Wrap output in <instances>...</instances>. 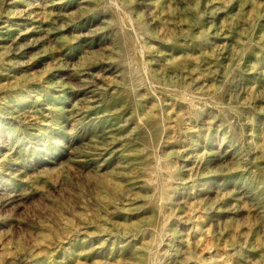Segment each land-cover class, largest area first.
<instances>
[{"label": "rangeland", "instance_id": "1", "mask_svg": "<svg viewBox=\"0 0 264 264\" xmlns=\"http://www.w3.org/2000/svg\"><path fill=\"white\" fill-rule=\"evenodd\" d=\"M183 1L0 0V264H264V0Z\"/></svg>", "mask_w": 264, "mask_h": 264}, {"label": "bare ground", "instance_id": "2", "mask_svg": "<svg viewBox=\"0 0 264 264\" xmlns=\"http://www.w3.org/2000/svg\"><path fill=\"white\" fill-rule=\"evenodd\" d=\"M38 1V0H37ZM183 1V0H182ZM184 1H186V0H184ZM183 1V2H184ZM253 1V0H252ZM27 2V1H26ZM33 2V1H32ZM234 2V1H233ZM241 2V1H240ZM36 3V2H35ZM172 3V2H171ZM222 3V2H221ZM224 3V2H223ZM260 3V2H259ZM232 4V3H231ZM214 5H216V4H214ZM248 5V4H247ZM258 5V4H257ZM256 5V6H257ZM224 7H226V6H224ZM239 7V6H238ZM246 7V6H245ZM35 8V7H34ZM40 8V7H39ZM76 8V7H75ZM192 10V9H191ZM190 10V11H191ZM197 10V9H196ZM33 11V10H32ZM55 11V10H54ZM60 11V10H59ZM240 11V10H239ZM242 11V10H241ZM259 11V10H258ZM66 12V11H65ZM26 13V12H25ZM240 13V12H239ZM59 14V13H58ZM64 17V16H63ZM26 18V17H25ZM127 18V17H126ZM128 20V19H127ZM32 21V20H31ZM262 21V20H261ZM53 22V21H52ZM191 22V21H190ZM256 22V21H255ZM264 22V21H263ZM26 23V22H25ZM91 23V22H90ZM22 24V23H21ZM33 24V23H32ZM81 24V23H80ZM253 24V23H252ZM35 25V24H34ZM78 25V24H77ZM93 25V24H92ZM254 26V25H253ZM46 27V26H45ZM51 27V26H50ZM248 27V26H247ZM255 27V26H254ZM38 28V27H37ZM257 28V27H256ZM26 29H27V27H26ZM67 29V28H66ZM194 29V28H193ZM232 29H233V27H232ZM238 29V28H237ZM249 29V28H248ZM88 30V29H87ZM68 31V30H67ZM72 31H74V30H72ZM78 31V30H77ZM192 31V30H191ZM248 31V30H247ZM10 32V31H9ZM84 32V31H83ZM190 32V31H189ZM238 32V31H237ZM78 33V32H77ZM49 34V33H48ZM86 34V33H85ZM188 34H190V33H188ZM192 34H193V32H192ZM245 34V33H244ZM82 35V34H81ZM235 35H236V33H235ZM22 36V35H21ZM86 36V35H85ZM186 36V35H185ZM250 36V35H249ZM254 36V35H253ZM28 37V36H27ZM77 37V36H76ZM129 37H131V36H129ZM189 37V36H188ZM193 37V36H192ZM195 37V36H194ZM239 37V36H238ZM80 38V37H79ZM83 38H85L84 36H83ZM237 38V37H236ZM76 39V38H75ZM132 39V38H131ZM184 39H185V37H184ZM194 39V38H193ZM247 39V38H246ZM6 40V39H5ZM52 40V39H51ZM78 40V39H77ZM187 40V39H186ZM201 40V39H200ZM233 40V39H232ZM195 41V40H194ZM239 41V40H238ZM129 42V41H128ZM55 43V42H54ZM134 44V43H133ZM138 44V43H137ZM192 44V43H191ZM196 44V43H195ZM139 45V44H138ZM158 45V44H157ZM63 46V45H62ZM99 46V45H98ZM137 46V45H136ZM193 46V45H192ZM195 46V45H194ZM130 47V46H129ZM134 47H135V45H134ZM170 47V46H169ZM132 48V47H131ZM62 49V48H61ZM249 49H251V48H249ZM66 51V50H65ZM139 50H137V52H138ZM142 51V50H141ZM194 51V50H193ZM199 51V50H198ZM241 51V50H240ZM243 51H245V50H243ZM239 52V51H238ZM237 52V53H238ZM259 52V51H258ZM139 54V53H138ZM197 54V53H196ZM218 55H219V53H218ZM217 55V56H218ZM61 56H63V55H61ZM140 56V55H139ZM226 56V55H225ZM220 57V56H219ZM240 57V56H239ZM226 58V57H225ZM241 58V57H240ZM202 59V58H201ZM206 59V58H205ZM224 59V58H223ZM232 59V58H231ZM239 59V58H238ZM69 60V59H68ZM143 60V59H142ZM228 60V59H227ZM207 61H208V59H207ZM236 61V60H235ZM141 62V61H140ZM232 62V61H231ZM200 63V62H199ZM221 63V62H220ZM223 63V62H222ZM208 64V63H207ZM247 64V63H246ZM204 65V64H203ZM214 66V65H213ZM235 67H237V66H235ZM141 68V67H140ZM168 68V67H167ZM198 68H200V67H198ZM146 69V68H145ZM205 69H206V67H205ZM188 70V69H187ZM210 70V69H209ZM234 70V69H233ZM3 71V70H2ZM144 71V70H143ZM221 71H222V69H221ZM245 71V70H244ZM9 73V72H8ZM221 74V73H220ZM5 75V74H4ZM167 75V74H166ZM8 76V75H7ZM12 76V75H11ZM174 76V75H173ZM7 78V77H6ZM9 78V77H8ZM228 79V78H227ZM230 79V78H229ZM150 80V79H149ZM86 82H88V81H86ZM151 82V81H150ZM230 83V82H229ZM226 84V83H225ZM96 85V84H95ZM153 85V84H152ZM155 85V84H154ZM227 85V84H226ZM94 86V85H93ZM156 87V86H155ZM84 88V87H83ZM60 90V89H59ZM62 90V89H61ZM65 90V89H64ZM81 90V89H80ZM84 90V89H83ZM82 91V90H81ZM89 91V90H88ZM122 92V91H121ZM57 93V92H56ZM90 93H92V92H90ZM96 93V92H95ZM99 93V92H98ZM112 93H113V91H112ZM173 93V92H172ZM83 94V93H82ZM179 94V93H178ZM84 96V95H83ZM118 96V95H117ZM100 97V96H99ZM119 97V96H118ZM131 97V96H130ZM130 97L128 98V99H130ZM92 98H93V96H92ZM194 98H196V97H194ZM49 99V98H48ZM95 100V99H94ZM113 100V99H112ZM198 100H199V98H198ZM90 101V100H89ZM108 101V100H107ZM106 101V102H107ZM200 101H201V99H200ZM213 101V100H212ZM91 102V101H90ZM105 102V103H106ZM196 102V101H195ZM198 102V101H197ZM92 104V103H91ZM197 104V103H196ZM49 105V104H48ZM101 105V104H100ZM110 105V104H109ZM194 105V104H193ZM198 105V104H197ZM209 105V104H208ZM106 106V105H105ZM196 106V105H195ZM212 106V105H211ZM213 106H215V105H213ZM4 107V106H3ZM2 107V108H3ZM128 108H130V107H128ZM127 108V109H128ZM123 110V109H122ZM134 110V109H133ZM193 110V109H192ZM1 111V110H0ZM128 111V110H127ZM132 111V110H131ZM8 112V111H7ZM98 113V112H97ZM100 115V114H99ZM2 116V115H1ZM13 116V115H12ZM213 116V115H212ZM6 117V116H5ZM101 117V116H100ZM153 117V116H152ZM20 118V117H19ZM23 118V117H22ZM87 118V117H86ZM107 118V117H106ZM55 119V118H54ZM93 119V118H92ZM214 119V118H213ZM89 120V119H88ZM52 121V120H51ZM92 121V120H91ZM97 121V120H96ZM84 122V121H83ZM101 123V122H100ZM103 123V122H102ZM161 123V122H160ZM164 123V122H163ZM110 124V123H109ZM49 125V124H48ZM50 125H52V124H50ZM91 125V124H90ZM160 125V124H159ZM164 125V124H163ZM83 126V125H82ZM84 127V126H83ZM153 127V126H152ZM143 128V127H142ZM146 128V127H145ZM117 130V129H116ZM141 130V129H140ZM143 130V129H142ZM43 131V130H42ZM71 131V130H70ZM77 131V130H76ZM90 131V130H89ZM152 131V130H151ZM145 132V131H144ZM46 133V132H45ZM147 133H149V132H147ZM158 133H159V131H158ZM83 135V134H82ZM108 135V134H107ZM118 135V134H117ZM106 137V136H105ZM143 137V136H142ZM91 139V138H90ZM95 142V141H94ZM56 145V144H55ZM77 145V144H76ZM173 149V148H172ZM46 150V149H45ZM103 151H104V149H103ZM45 153V152H44ZM107 153V152H106ZM101 155V154H100ZM99 155V156H100ZM159 155V154H158ZM153 156V155H152ZM166 159V158H165ZM139 160V159H138ZM137 160V161H138ZM141 162V161H140ZM39 163V162H38ZM162 163V162H161ZM53 164V163H52ZM140 164V163H139ZM149 164V163H148ZM262 164V163H261ZM141 165V164H140ZM145 165V164H144ZM159 165V164H158ZM46 166V165H45ZM53 166V165H52ZM153 167V166H152ZM151 167V168H152ZM7 171V170H6ZM10 175V174H9ZM157 184V183H156ZM160 184V183H159ZM155 185V184H154ZM157 186V185H156ZM133 188V187H132ZM154 188V187H153ZM159 191V190H158ZM162 191H163V189H162ZM160 192V191H159ZM120 194V193H119ZM160 194H162V193H160ZM123 196V195H122ZM160 196V195H159ZM150 198V197H149ZM154 198V197H153ZM157 198H158V196H157ZM185 199V198H184ZM117 200V199H116ZM148 200V199H147ZM152 201V200H151ZM187 201V200H186ZM151 203V202H150ZM131 206V205H130ZM140 206V205H139ZM143 208V207H142ZM180 208V207H179ZM116 209H117V207H116ZM147 209V208H146ZM122 210V209H121ZM139 211V210H138ZM126 212H128V211H126ZM143 213V212H142ZM133 214V213H132ZM151 214V213H150ZM162 214V213H161ZM141 215V214H140ZM145 215V214H144ZM143 216V215H142ZM157 217H158V215H157ZM174 217V216H173ZM176 217V216H175ZM177 218H178V215H177ZM162 219V218H161ZM125 221V220H124ZM154 221V220H153ZM159 221H161V220H159ZM143 222V221H142ZM147 222V221H146ZM151 222V221H150ZM149 223V222H148ZM139 225V224H138ZM143 225V224H142ZM150 226V225H149ZM148 226V227H149ZM156 226V225H155ZM143 227V226H142ZM134 228V227H133ZM165 228V227H164ZM123 229V228H122ZM128 229V228H127ZM138 229V228H137ZM151 229V228H150ZM177 230V229H176ZM156 231V230H155ZM170 231V230H169ZM121 232H122V230H121ZM131 232V231H130ZM138 232V231H137ZM136 233V232H135ZM165 233V232H164ZM142 234V233H141ZM171 234V233H170ZM137 235V234H136ZM159 235V234H158ZM164 236V235H163ZM171 236V235H170ZM139 238V237H138ZM148 239V238H147ZM150 239V238H149ZM163 239H164V237H163ZM184 239V238H183ZM121 240V239H120ZM141 240V239H140ZM152 240V239H151ZM181 240V239H180ZM119 241V240H118ZM131 241V240H130ZM143 241V240H142ZM164 241V240H163ZM171 241H173V240H171ZM127 242V241H126ZM125 243V242H124ZM149 243V242H148ZM147 243V244H148ZM137 244V243H136ZM146 244V243H145ZM144 244V245H145ZM161 245V244H160ZM128 246V245H127ZM148 247V246H147ZM158 247V246H157ZM76 250V249H75ZM157 250V249H156ZM155 250V251H156ZM114 251V250H113ZM112 251V252H113ZM128 251V250H127ZM135 251V250H134ZM142 251V250H141ZM146 251V250H145ZM139 252V251H138ZM174 252V251H173ZM145 253V252H144ZM154 254V253H153ZM171 255V254H170ZM133 256V255H132ZM103 257V256H102ZM134 257V256H133ZM154 257V256H153ZM135 258V257H134ZM190 258V257H189ZM78 259V258H77ZM148 259V258H147ZM150 259V258H149ZM152 259V258H151ZM173 259V258H172ZM176 259V258H175ZM135 260V259H134ZM111 261V260H110ZM149 262V261H148ZM147 262V263H148ZM198 264V263H197Z\"/></svg>", "mask_w": 264, "mask_h": 264}]
</instances>
